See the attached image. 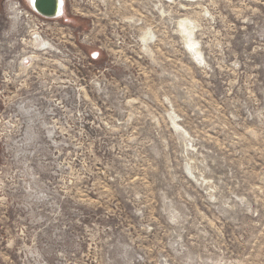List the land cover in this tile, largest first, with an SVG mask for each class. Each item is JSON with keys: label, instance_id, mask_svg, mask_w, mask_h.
I'll return each mask as SVG.
<instances>
[{"label": "rangeland", "instance_id": "obj_1", "mask_svg": "<svg viewBox=\"0 0 264 264\" xmlns=\"http://www.w3.org/2000/svg\"><path fill=\"white\" fill-rule=\"evenodd\" d=\"M127 1L0 0V264H264V0Z\"/></svg>", "mask_w": 264, "mask_h": 264}, {"label": "built area", "instance_id": "obj_2", "mask_svg": "<svg viewBox=\"0 0 264 264\" xmlns=\"http://www.w3.org/2000/svg\"><path fill=\"white\" fill-rule=\"evenodd\" d=\"M26 2L28 7L27 13L30 14L34 18V20H36L38 23H41L48 19L58 18L63 13L64 15L67 14V10L69 9V7H71L75 11V14H87L88 11H85V8L87 6L92 7L94 5V0H63V8L61 15L56 17H46L41 15L35 10V8L33 7V0H26ZM114 4L119 9H123V10L127 8L131 9V3H129L127 0H115ZM135 14H141V13L137 12Z\"/></svg>", "mask_w": 264, "mask_h": 264}, {"label": "water", "instance_id": "obj_3", "mask_svg": "<svg viewBox=\"0 0 264 264\" xmlns=\"http://www.w3.org/2000/svg\"><path fill=\"white\" fill-rule=\"evenodd\" d=\"M35 10L46 17H56L61 15L63 0H33Z\"/></svg>", "mask_w": 264, "mask_h": 264}, {"label": "bare ground", "instance_id": "obj_4", "mask_svg": "<svg viewBox=\"0 0 264 264\" xmlns=\"http://www.w3.org/2000/svg\"><path fill=\"white\" fill-rule=\"evenodd\" d=\"M26 1V0H25ZM26 5H27V2H26ZM26 12V13H25ZM24 13L25 14H28L27 11H25ZM64 13L59 16V17H63ZM66 15V14H65ZM64 15V16H65ZM186 32L189 34V38L192 36V31H189V29L186 27L185 28ZM187 48L186 49H189L191 52H195V54H198L200 55V51L199 49L196 48V41L191 39L188 43H187Z\"/></svg>", "mask_w": 264, "mask_h": 264}]
</instances>
